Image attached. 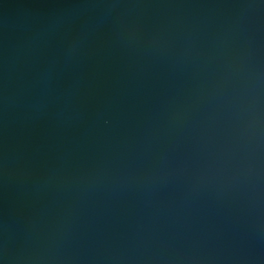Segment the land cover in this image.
Masks as SVG:
<instances>
[{"label":"water","instance_id":"water-1","mask_svg":"<svg viewBox=\"0 0 264 264\" xmlns=\"http://www.w3.org/2000/svg\"><path fill=\"white\" fill-rule=\"evenodd\" d=\"M0 264H264V0H0Z\"/></svg>","mask_w":264,"mask_h":264}]
</instances>
